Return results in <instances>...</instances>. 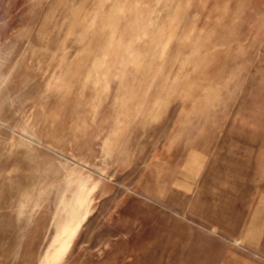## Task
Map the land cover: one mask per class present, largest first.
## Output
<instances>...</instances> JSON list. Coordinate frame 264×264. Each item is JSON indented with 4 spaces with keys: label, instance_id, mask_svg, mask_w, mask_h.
<instances>
[{
    "label": "rangeland",
    "instance_id": "374dc122",
    "mask_svg": "<svg viewBox=\"0 0 264 264\" xmlns=\"http://www.w3.org/2000/svg\"><path fill=\"white\" fill-rule=\"evenodd\" d=\"M47 254L264 264V0H0V264Z\"/></svg>",
    "mask_w": 264,
    "mask_h": 264
},
{
    "label": "bare ground",
    "instance_id": "6f19581e",
    "mask_svg": "<svg viewBox=\"0 0 264 264\" xmlns=\"http://www.w3.org/2000/svg\"><path fill=\"white\" fill-rule=\"evenodd\" d=\"M54 245L56 246V245H60V246H62V247H64L65 249H66V247H67V245H69V241L68 240H66V239H57L56 241H55V243H54ZM52 247H53V245H52ZM63 249V248H62ZM64 249V250H65ZM66 251V250H65ZM63 252V251H62ZM50 254V253H49ZM49 254H47V257H46V260H45V262H44V264H56V262H55V260L54 261H51L50 260V255ZM51 256H52V254H51ZM54 257V256H53ZM51 259H53V258H51ZM55 259V258H54ZM59 261V260H58Z\"/></svg>",
    "mask_w": 264,
    "mask_h": 264
}]
</instances>
